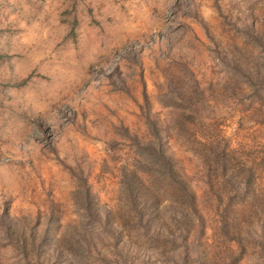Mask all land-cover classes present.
<instances>
[{"label":"rangeland","instance_id":"rangeland-1","mask_svg":"<svg viewBox=\"0 0 264 264\" xmlns=\"http://www.w3.org/2000/svg\"><path fill=\"white\" fill-rule=\"evenodd\" d=\"M0 264H264V0H0Z\"/></svg>","mask_w":264,"mask_h":264},{"label":"trees","instance_id":"trees-1","mask_svg":"<svg viewBox=\"0 0 264 264\" xmlns=\"http://www.w3.org/2000/svg\"><path fill=\"white\" fill-rule=\"evenodd\" d=\"M153 133L155 135V139H158V132L157 129L154 128ZM151 142L147 143V147H153ZM142 151L139 152V155ZM153 154V155H152ZM152 159H155L158 166H157V172L158 174L165 175L166 179H169L171 181H174L176 184H179V181L176 179L175 170L171 163V158L167 156L161 149V147H157L154 150V153H152ZM144 155H146L144 153ZM215 161L217 159L213 157ZM151 160V158H150ZM140 158L135 160V166L134 168L126 169L122 167V176L123 179L122 183L124 184V187L128 189L127 194V200L129 202V205L135 209V213L141 217L145 213L148 215L146 217H149L153 211V209L157 206V200L153 197L151 192L148 189V186L142 181L140 176L137 173V168L139 167L138 163H140ZM85 194L87 198L89 197L88 188L85 186ZM182 190H184V198L186 201V204L189 208H193L196 210L195 202H194V193L191 189H188L184 187ZM172 196V195H171ZM170 198H173L171 197ZM145 209V211H144ZM79 249V247H78Z\"/></svg>","mask_w":264,"mask_h":264}]
</instances>
